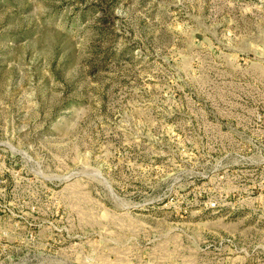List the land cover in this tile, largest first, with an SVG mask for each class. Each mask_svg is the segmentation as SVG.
<instances>
[{"label": "rangeland", "instance_id": "rangeland-1", "mask_svg": "<svg viewBox=\"0 0 264 264\" xmlns=\"http://www.w3.org/2000/svg\"><path fill=\"white\" fill-rule=\"evenodd\" d=\"M0 264H264V0H0Z\"/></svg>", "mask_w": 264, "mask_h": 264}]
</instances>
